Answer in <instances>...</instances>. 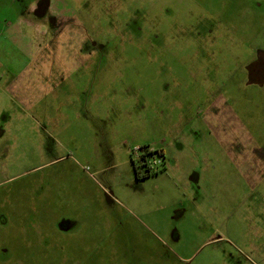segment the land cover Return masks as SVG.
<instances>
[{
	"label": "rangeland",
	"instance_id": "1",
	"mask_svg": "<svg viewBox=\"0 0 264 264\" xmlns=\"http://www.w3.org/2000/svg\"><path fill=\"white\" fill-rule=\"evenodd\" d=\"M258 50L264 0H0V264H264Z\"/></svg>",
	"mask_w": 264,
	"mask_h": 264
},
{
	"label": "crops",
	"instance_id": "2",
	"mask_svg": "<svg viewBox=\"0 0 264 264\" xmlns=\"http://www.w3.org/2000/svg\"><path fill=\"white\" fill-rule=\"evenodd\" d=\"M213 114L208 112V118L207 119H204L203 123H201L202 125H204L206 128H210V131L208 133H206L210 138L208 140V147L207 149H209L210 147L211 148H214L215 146H217L218 144H220V147H221V151L225 153V155L227 156H230L231 157V162L235 165H238L236 164L238 161H243L246 157V155L244 154H241V153H230L229 151V147H228V138L225 137L224 139H222L221 137H219V135H222V133H224V129L222 127V122H220L218 119L216 118H213L212 117ZM211 121H215L216 122V125H215V128H213L212 124L210 123ZM213 130L217 131L218 132V136L216 137H213L212 134H213ZM229 130V129H228ZM225 134V133H224ZM205 137V136H204ZM206 138V137H205ZM203 138V139H205ZM207 139V138H206ZM182 140V139H181ZM181 140L179 141L180 145H178V147H172L173 150L172 151H168L169 148L165 149V150H162V155L164 154V159H166V156L169 157L168 159V162H171V161H175V157L176 156H173L174 154H176L175 152L176 151H179L181 152V144H183L181 142ZM203 142V145L205 144L206 140H202ZM232 144V142L229 143V145ZM165 152V153H164ZM178 152V153H179ZM250 159H251V166L253 169H257L258 170V174L255 176L254 173H250L246 180L248 181V183L251 185L252 183H255L256 182V179L260 176L261 174V168H264L261 166V162H260V158H257L256 156H252L250 155ZM167 166V159L165 160V167ZM248 178H250L251 180H248ZM199 179V175L198 173L196 172H191V174L189 175L188 177V185H190L191 183H193L194 181L197 182V180Z\"/></svg>",
	"mask_w": 264,
	"mask_h": 264
},
{
	"label": "flooded vegetation",
	"instance_id": "3",
	"mask_svg": "<svg viewBox=\"0 0 264 264\" xmlns=\"http://www.w3.org/2000/svg\"><path fill=\"white\" fill-rule=\"evenodd\" d=\"M250 68H252L251 71L247 70V78L251 80L250 84L264 86V59L255 58Z\"/></svg>",
	"mask_w": 264,
	"mask_h": 264
},
{
	"label": "water",
	"instance_id": "4",
	"mask_svg": "<svg viewBox=\"0 0 264 264\" xmlns=\"http://www.w3.org/2000/svg\"><path fill=\"white\" fill-rule=\"evenodd\" d=\"M256 55H257L256 58L264 59V52L263 51L258 50ZM251 66H252V64L247 68L248 72L252 70V68H250ZM250 83H251V80L248 78V84H250Z\"/></svg>",
	"mask_w": 264,
	"mask_h": 264
},
{
	"label": "trees",
	"instance_id": "5",
	"mask_svg": "<svg viewBox=\"0 0 264 264\" xmlns=\"http://www.w3.org/2000/svg\"><path fill=\"white\" fill-rule=\"evenodd\" d=\"M136 175V178H140L138 174H135ZM148 175H150V171L147 169L146 172H145V175H143V178L144 177H147Z\"/></svg>",
	"mask_w": 264,
	"mask_h": 264
},
{
	"label": "built area",
	"instance_id": "6",
	"mask_svg": "<svg viewBox=\"0 0 264 264\" xmlns=\"http://www.w3.org/2000/svg\"><path fill=\"white\" fill-rule=\"evenodd\" d=\"M156 164L160 165L161 164V160L160 161L158 160L157 163L155 161H153V163H151L149 166H147L149 171H150V166L151 165L155 166Z\"/></svg>",
	"mask_w": 264,
	"mask_h": 264
}]
</instances>
